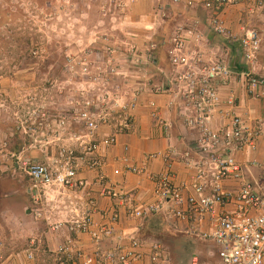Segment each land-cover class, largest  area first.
I'll return each mask as SVG.
<instances>
[{"label": "crops", "instance_id": "crops-1", "mask_svg": "<svg viewBox=\"0 0 264 264\" xmlns=\"http://www.w3.org/2000/svg\"><path fill=\"white\" fill-rule=\"evenodd\" d=\"M207 1L182 0L181 3H175V0H145L142 3V8H138L139 11L131 16V31L134 37H138L137 40L131 38L134 43L137 41V56L118 52L120 57L115 64L119 62V65L114 66L119 76L116 83L107 88L111 96H106L105 110L94 111L97 120L100 121L104 116L106 121L98 125L92 138L97 147L96 153H87V161L80 163L81 183L71 191H64L62 195L49 197L47 203L41 206L36 204L32 179L25 172L29 181L26 197L20 193L16 195L14 191L17 188L12 189L9 196L14 197V204L22 208L29 199L28 204L31 200L33 212L37 214L39 210L42 220H45L44 217H50L52 223L63 221L76 212L91 214L98 225L108 226L112 216L118 214V222L114 224V237L104 241L103 249H110L122 242L127 244L131 237H137L140 240L139 258L133 264H194L195 259L196 264H223L218 256L220 247L203 238V235L212 232V225L208 221L198 223L179 219L173 215L170 207L172 204L168 201L159 203V214L150 215L148 221L147 217H134L136 209H146L157 204L158 187L155 178L166 173L167 166L171 165L174 170L175 185L190 183L197 174V169L192 168L191 164L202 161L204 155L199 145L201 129H192L189 123L191 110L183 105L177 95L178 74L181 70H202L220 61L227 65L236 77L250 71L249 68H252L257 76H264V0L231 1L221 12L220 18L229 32L237 36L236 39L221 36L214 30L210 22L214 14L204 6ZM248 31L258 32L263 39L262 48L252 67L245 61L239 41ZM175 36H183L185 41L184 49L178 51L176 56H190L185 67L173 65L171 57L167 54V48L173 44ZM114 86H117L114 90L120 91V95L112 93ZM217 87L224 101L231 96L236 97L239 115L248 125L261 130L262 136L258 139L257 149L249 150L246 156L241 154L238 158L242 163L249 164L245 168L247 179H263L264 97L249 96L241 79L221 82ZM105 89L102 87L97 95L101 94V98H104ZM136 97L139 98V104L131 112L132 120L129 123L125 124L124 117L118 113L108 116L109 106L119 108ZM112 100L119 103L111 104ZM212 118L209 128L222 131L226 129L228 122L223 116ZM57 125L56 123V127ZM66 130L64 133L58 126L57 130L53 129L54 132L45 131L41 151L30 154L33 160L53 165L56 162L54 160L59 159L63 146L66 143L68 148L72 146L68 144L73 136L67 137L70 134L69 127ZM112 138L117 140L116 144H111ZM90 140L91 137H87V143ZM53 142L58 143L51 149L49 144ZM153 154L159 156L153 159ZM125 159H128L129 165L143 169L144 174L126 172V164L123 162ZM254 160L258 162L256 166L252 164ZM20 170L23 169L20 167ZM21 175V172L14 171L17 179H20ZM17 183L18 181L10 180L9 185L15 187ZM229 187L239 189V185L234 183ZM14 208L16 210V206ZM228 211L235 212L236 206H229ZM43 225L46 226L45 223ZM45 235L46 237L41 236L46 239L50 252L52 255L55 253V257L61 245L68 243L71 238L74 239L72 247L75 250L83 249L87 257L96 255L97 245L95 246L89 235L71 234L66 230L61 233L51 231ZM156 246L161 248L155 250ZM25 254L19 256V253L13 252L6 255V264H38L36 261L29 262Z\"/></svg>", "mask_w": 264, "mask_h": 264}, {"label": "rangeland", "instance_id": "rangeland-1", "mask_svg": "<svg viewBox=\"0 0 264 264\" xmlns=\"http://www.w3.org/2000/svg\"><path fill=\"white\" fill-rule=\"evenodd\" d=\"M144 1L0 0V237L6 255L30 250L38 264H60L41 236L50 232L47 220L33 212L31 200L22 209L9 194L17 188L15 194L26 197L29 181L20 167L41 151L45 131L54 132L63 121L61 130L69 127L67 137L73 136L69 149L87 159L79 148L87 130L71 112L80 114L88 102L95 105L91 111L102 110L107 88L119 76V53L138 47L131 41L138 39L131 16ZM102 87L104 98L97 95ZM13 170L23 174L20 179ZM10 180L24 186L11 187Z\"/></svg>", "mask_w": 264, "mask_h": 264}, {"label": "built area", "instance_id": "built-area-1", "mask_svg": "<svg viewBox=\"0 0 264 264\" xmlns=\"http://www.w3.org/2000/svg\"><path fill=\"white\" fill-rule=\"evenodd\" d=\"M231 1L246 2L247 0H208L204 6L214 14L210 21L214 30L221 36L236 39L237 36L229 32L225 22L220 18L221 12ZM181 2L182 0H175V3ZM239 41L245 61L252 67L261 50L263 39L258 32L248 31ZM173 44L175 47L170 52L173 55V64L177 67H185L189 63L190 56L175 55L176 51L184 49V38L175 36ZM249 70L236 77L234 72L220 61L202 70H181L178 74L177 95L183 105L191 110L189 123L192 129H201L199 145L204 155L202 161L192 162L191 167L197 169V174L190 183L175 185L174 170L171 165L167 166L166 173L155 178L158 187L157 204L146 209H136L134 212L135 218L146 219L150 213L159 210V203L170 200L172 204L170 207L175 217L198 223L208 221L212 225V232L203 235V238L213 241L220 247L218 256L223 264H264V178L247 179L245 168L249 164L242 163L238 158L241 154L246 156L249 150L257 149V142L262 132L248 125L239 115L237 98L231 96L224 101L217 87L221 82L241 79L246 85L249 96L264 97V76H257L252 68ZM138 104L139 98L136 97L131 102L120 105L121 109L123 108L120 115L124 117L125 124L132 120L131 112ZM93 105V102H88L87 108L79 114L81 124H84L89 132L82 139L80 138L79 144L80 150L86 154L87 150L90 154L96 152L97 147L92 138L98 125L106 121L104 116L100 121L95 118L97 115L91 111ZM111 114L108 112V116ZM219 115L228 122L223 131L208 127L211 118ZM64 125V121L61 122L60 128H66ZM87 137H91L88 143ZM110 142L116 144L117 140L112 138ZM77 152H79L77 149H62L59 159H55L53 165L37 162L23 164L24 168H22L32 179V189L37 202L43 197H50L53 194L62 195L64 191L74 189L79 171ZM158 156L159 154H153L151 158L155 159ZM123 162L126 164V172L144 174L143 169L129 165L128 159ZM257 163L256 160L252 162L253 166ZM231 183L239 185V189H231L229 187ZM231 205L236 206L235 212L228 211ZM113 216L108 226L98 225L91 215L87 216V213H75L64 221L49 222L50 232L61 233L66 230L77 235H89L95 246L97 245L94 257H87L83 249L73 250L70 241L61 245L58 251L61 255L58 257L60 264H133L139 258L138 239L131 237L127 244L122 242L110 249H103L104 241L114 237V224L119 218L118 214ZM160 248L156 246L155 250ZM25 258L31 263L36 261L33 252L25 254ZM196 263L195 259L194 264ZM0 264H6L5 249L1 241Z\"/></svg>", "mask_w": 264, "mask_h": 264}, {"label": "clouds", "instance_id": "clouds-1", "mask_svg": "<svg viewBox=\"0 0 264 264\" xmlns=\"http://www.w3.org/2000/svg\"><path fill=\"white\" fill-rule=\"evenodd\" d=\"M183 37V36H182ZM175 38V37H174ZM172 43H173V41H172ZM175 46H174V44H170V46L167 48V54L171 57V59H172V57H173V55H171V50L174 48ZM262 48V47H261ZM177 52L178 51H176L175 52V55L177 54ZM130 54L134 57H136L137 56V53H136V51H135V48H133L132 49V51L130 52ZM131 56V57H132ZM172 63H173V61H172ZM174 65V64H173ZM63 149V148H62ZM62 149H61V151H62ZM60 151V152H61ZM85 153V152H84ZM87 153H89L88 152V150H87ZM96 153V152H95ZM95 153H93V154H91V155H94ZM86 154V153H85ZM90 154V153H89ZM76 156H77V153H76ZM86 157H87V154H86ZM77 158H78V160H77V162H78V165H79V171H78V177H77V180H76V185H75V187H74V189L77 187V185H79V183H81L80 182V179H79V173H80V163H84V162H86L87 161V159H83V160H81V158H79L78 156H77ZM33 162H37V163H41V164H47V163H44V162H38V161H33ZM95 162H93V164H94ZM23 169V168H22ZM24 170V169H23ZM25 171V170H24ZM26 172V171H25ZM27 173V172H26ZM28 175V174H27ZM71 190H73V189H70V190H67V192L68 191H71ZM53 195H55V194H53ZM53 195H51V196H53ZM107 195V194H106ZM50 196V197H51ZM48 199H49V197H43L42 198V200L40 201V202H37L36 201V204L38 205V204H40L41 206L45 203H47V201H48ZM36 200V199H35ZM39 211V210H38ZM38 211H37V215L39 216V218H42V216H41V214L40 213H38ZM76 213V212H75ZM74 212L72 213V215H74L75 214ZM89 215H91V214H89ZM89 215H87V216H89ZM91 216H93V215H91ZM71 217V216H70ZM69 217V218H70ZM44 219H46L47 221V224L50 222L51 223V218L50 217H44ZM66 219H68L67 217H66ZM65 219V220H66ZM49 220V221H48ZM60 221H62V220H60ZM64 221V220H63ZM56 222H59V221H56ZM55 223V222H54ZM49 226V225H48ZM71 233V232H70ZM71 234H75V233H71ZM77 235V234H76ZM134 238H136V239H138L137 237H134ZM139 240V239H138ZM0 241L3 243V241L0 239ZM140 241V240H139ZM70 242L71 243H73L74 242V239H72L71 238V240H70ZM69 243V242H68ZM3 246L5 247V245H4V243H3ZM72 246V245H71ZM73 250H75L74 248H73ZM29 251V250H28ZM27 251V252H28ZM36 251V250H35ZM58 251H59V249H58ZM37 252V251H36ZM5 255H6V252H5ZM59 256H61L58 252H57V257H59ZM58 261H59V258H58Z\"/></svg>", "mask_w": 264, "mask_h": 264}, {"label": "trees", "instance_id": "trees-1", "mask_svg": "<svg viewBox=\"0 0 264 264\" xmlns=\"http://www.w3.org/2000/svg\"><path fill=\"white\" fill-rule=\"evenodd\" d=\"M158 47V45H156V48ZM155 48V47H154ZM132 49H133V47H131V50H129V52H131L132 51ZM156 51H158L157 49H156ZM155 51V52H156ZM169 56V55H168ZM167 58V57H166ZM169 58H170V56H169ZM170 61H171V58H170ZM160 62V61H159ZM172 62V61H171ZM173 64V63H172ZM118 84V87L120 86V84L119 83H117ZM117 86H114L112 89H113V91H112V93H114V94H118V95H120V91H118L117 89H115L114 90V88H116ZM121 87V86H120ZM119 87V88H120ZM111 96V92L109 93V95H108V98ZM129 102H131V101H129ZM102 103H103V106H102V110H105V106H107L106 105V103H105V100H103L102 101ZM117 103H119L117 100H112V102H111V104H117ZM110 103H109V105H111ZM123 104H125V103H123ZM95 105H93V107H94ZM92 108V107H91ZM120 109H121V106H119V108H117V107H115L114 105H111V106H109V109H107V111L108 112H110V113H112V114H114V115H116L117 113L118 114H120L122 111H123V108L121 109V111H120ZM92 110V109H91ZM117 110H119V111H117ZM94 112V111H93ZM71 114H72V116H73V119L75 118H77V120H78V117L77 116H79L77 113H76V115H75V113L74 112H71ZM84 128H85V126H84ZM153 214H155V215H157V214H159V210L158 211H156V212H152V213H150L148 216H147V221H148V219L150 220V215H152L153 216ZM206 240V239H205Z\"/></svg>", "mask_w": 264, "mask_h": 264}, {"label": "water", "instance_id": "water-1", "mask_svg": "<svg viewBox=\"0 0 264 264\" xmlns=\"http://www.w3.org/2000/svg\"><path fill=\"white\" fill-rule=\"evenodd\" d=\"M168 203H170V200H168Z\"/></svg>", "mask_w": 264, "mask_h": 264}]
</instances>
